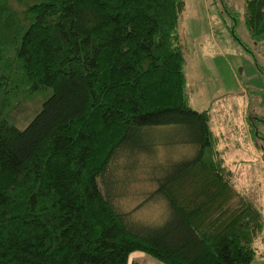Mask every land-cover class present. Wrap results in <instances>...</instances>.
I'll return each instance as SVG.
<instances>
[{
  "label": "trees",
  "instance_id": "1",
  "mask_svg": "<svg viewBox=\"0 0 264 264\" xmlns=\"http://www.w3.org/2000/svg\"><path fill=\"white\" fill-rule=\"evenodd\" d=\"M183 5L0 0V264H252L264 218L230 182L210 111L189 105ZM244 5L264 46V0ZM159 127L196 152L154 166L167 214L150 225L115 206L114 163L132 175Z\"/></svg>",
  "mask_w": 264,
  "mask_h": 264
},
{
  "label": "rangeland",
  "instance_id": "2",
  "mask_svg": "<svg viewBox=\"0 0 264 264\" xmlns=\"http://www.w3.org/2000/svg\"><path fill=\"white\" fill-rule=\"evenodd\" d=\"M244 15V0H184L178 35L189 105L198 112L210 111V128L219 137L217 151L230 182L255 202L264 218V46L250 38ZM153 129L159 132L147 144H154V153L139 154L132 175L128 171L121 177L120 163H114L123 186L114 204L135 221L160 225L167 204L153 194L154 166L188 159L196 148L175 144V129ZM250 134H255L253 140ZM254 247L252 264H264V228ZM129 262L162 264L139 252L132 253Z\"/></svg>",
  "mask_w": 264,
  "mask_h": 264
}]
</instances>
